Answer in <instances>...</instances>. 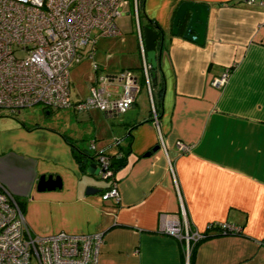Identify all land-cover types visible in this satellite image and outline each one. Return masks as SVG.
<instances>
[{
  "label": "crops",
  "instance_id": "0c3cea01",
  "mask_svg": "<svg viewBox=\"0 0 264 264\" xmlns=\"http://www.w3.org/2000/svg\"><path fill=\"white\" fill-rule=\"evenodd\" d=\"M182 1L140 0V28L153 19L163 34L155 71L147 59L143 71L135 17L133 33L118 27L113 41L98 36L86 48L92 56L83 53L70 66L72 103L92 84L111 100L122 97L118 73L130 70L138 89L124 112L46 108L54 122L0 112V182L24 200L29 228L102 232L98 264H189L184 241L158 229L160 214L182 219L183 212L200 231L209 223L240 226L199 240L192 264H264V4L192 0L208 4L205 38L197 43L172 32ZM133 6L135 13L136 0ZM226 70V81L214 84ZM76 147L88 154L84 162ZM100 150L126 155L114 172L117 202L101 197L110 179L87 171ZM41 174L59 175L61 185L38 189ZM88 186L99 189L87 192Z\"/></svg>",
  "mask_w": 264,
  "mask_h": 264
},
{
  "label": "built area",
  "instance_id": "2783aa9c",
  "mask_svg": "<svg viewBox=\"0 0 264 264\" xmlns=\"http://www.w3.org/2000/svg\"><path fill=\"white\" fill-rule=\"evenodd\" d=\"M127 0H0V112L16 113L20 108L42 104L58 109L73 106L77 110L96 107L105 112H124L134 100L138 89L136 78L128 69L118 73L123 94L111 100L96 84L89 87L83 99L70 100V66L83 53L92 56L89 42L98 36L120 32L116 18ZM264 4V0H262ZM137 34L143 56V71L150 67L145 58L142 31L135 9ZM96 30V33H93ZM92 67L98 68L93 62ZM228 70L213 79L222 85ZM102 76H100L101 78ZM182 150L188 148L177 142ZM90 148L95 150L93 142ZM95 161L102 178L110 179L102 199L118 201L117 182L110 167L109 154L96 151ZM218 224L222 232H239L240 226L229 222ZM158 229L184 241L189 257L192 245L205 235L183 218L160 214ZM103 233H69L58 231L34 234L24 211L14 195L0 182V264H98Z\"/></svg>",
  "mask_w": 264,
  "mask_h": 264
},
{
  "label": "water",
  "instance_id": "95a60500",
  "mask_svg": "<svg viewBox=\"0 0 264 264\" xmlns=\"http://www.w3.org/2000/svg\"><path fill=\"white\" fill-rule=\"evenodd\" d=\"M208 14V4L204 2H197L192 0L182 1L174 14L172 20V32L174 34L179 31L182 36L195 41L197 43H203L205 38L206 19ZM143 46L145 50L146 59L150 62L154 68L157 65L156 49L159 47L163 34L159 33L156 28L143 24L142 28ZM161 36V38H160ZM155 73V72H154ZM158 146H153L145 154L150 153ZM99 166L96 161H91L87 166V171L90 174H96L99 172ZM61 185V179L59 175L41 174L38 180V189L55 188ZM99 188L88 186L87 192H94Z\"/></svg>",
  "mask_w": 264,
  "mask_h": 264
},
{
  "label": "rangeland",
  "instance_id": "374dc122",
  "mask_svg": "<svg viewBox=\"0 0 264 264\" xmlns=\"http://www.w3.org/2000/svg\"><path fill=\"white\" fill-rule=\"evenodd\" d=\"M127 2L128 3H124L120 6L123 14L119 18L116 19V23L119 25L118 27H120L123 32L126 31L129 33H133L135 30V27L133 25L134 23L132 22V18L135 17L134 8H133L134 6L131 0H127ZM93 33H96V30H93ZM107 36L109 37V39H111V41H113L116 38L113 35H107ZM90 45H91V42H89V44L85 46L83 49L86 50V48L89 47ZM95 46L97 48L96 51H98L101 47H103V46H100V42L95 43ZM85 50H83V52ZM86 58L87 57L83 59V62L84 60L87 61ZM75 85H76L75 89L77 91H80V92L83 91L84 82L79 74H77V82H75ZM8 116H11L12 118L17 119L18 121H21L22 119H27V120H33V119L37 120L38 119L39 121L41 120L42 122L59 121L55 117L54 112L47 113L46 108H44V106L40 103L35 104L33 106L23 107L21 108L20 112H16V114L8 115ZM8 116H4V117H8Z\"/></svg>",
  "mask_w": 264,
  "mask_h": 264
},
{
  "label": "trees",
  "instance_id": "16d2710c",
  "mask_svg": "<svg viewBox=\"0 0 264 264\" xmlns=\"http://www.w3.org/2000/svg\"><path fill=\"white\" fill-rule=\"evenodd\" d=\"M131 2H133V0H131ZM136 4H137V13H138V15H139L140 0H136ZM148 25H150V26L156 28V30H157L159 33L162 32L161 27L159 26V24H157V22H155L153 19H149ZM179 32H180V31H179ZM180 33H181V32H180ZM160 44H161V43H160ZM150 70H151V69H150ZM155 70H156V68H153V69H152V71H155ZM13 114H15V113H13ZM76 148H77V147H76ZM79 153H81V154H79ZM86 155H88V154H87L85 151H83L82 149L77 148L76 156H77V158H78V160H79L80 162H84V159H82V157H84V156H86ZM93 156H94V155H93ZM89 157H91V156L89 155ZM94 158H95V156H94ZM125 158H126V155H125V154H119V155H118V154H115V155H111V154H110V155H109V159H110V167H111V169H112V174H114L115 170H116L120 165H122V164L125 162ZM83 165L86 166L85 163H84ZM15 198H16V200L18 201V203L20 204V206L22 207V209H24V208H25L24 200H22V199H20V198H17V197H15ZM210 229H212V230L215 229L216 232L209 233L208 230H210ZM204 232H205V235H204L202 238L207 237V236H210V235H213V234L223 233L222 230H221V228H220V226H219L218 224H212L211 227H210V228L208 227ZM227 232H228V231H227ZM227 232H225V233H227ZM202 238L198 239V240L192 245V248H191V250H190V254H189V264H192V255H193L194 245H195L199 240H201Z\"/></svg>",
  "mask_w": 264,
  "mask_h": 264
}]
</instances>
